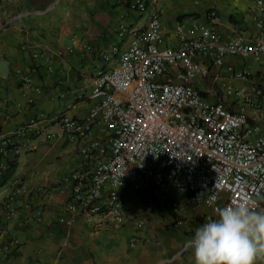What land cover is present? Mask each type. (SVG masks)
Returning <instances> with one entry per match:
<instances>
[{
  "label": "crops",
  "instance_id": "0c3cea01",
  "mask_svg": "<svg viewBox=\"0 0 264 264\" xmlns=\"http://www.w3.org/2000/svg\"><path fill=\"white\" fill-rule=\"evenodd\" d=\"M133 1L0 0V136L12 135L22 147L13 174L0 186V264H195L187 241L217 218L209 208H194L169 184L171 200L181 207L174 213L145 185L122 191V224L85 214L59 222L62 215L70 217L64 212L70 195L66 178L92 165L81 154L82 142L60 135H14L33 121L50 131L61 115L85 119L96 104L89 96L95 71L116 63L114 57L104 62L103 55L115 46L127 47L130 30L144 29L152 11H160L163 45L178 46L177 22L185 28L206 23L209 11L215 12L214 28L223 40L264 35L255 0H149L144 12L133 9ZM199 60L208 75L191 83L210 102L238 111L243 105L237 91L252 95L254 86L259 89L260 109L244 105L243 111L247 123L264 132V52L226 56L222 66ZM231 67L250 75L236 78ZM107 133L104 123L97 124L95 137L103 141ZM257 210H264V194Z\"/></svg>",
  "mask_w": 264,
  "mask_h": 264
},
{
  "label": "built area",
  "instance_id": "2783aa9c",
  "mask_svg": "<svg viewBox=\"0 0 264 264\" xmlns=\"http://www.w3.org/2000/svg\"><path fill=\"white\" fill-rule=\"evenodd\" d=\"M148 1L134 0L132 8L144 12ZM255 6L264 17V0H255ZM215 20V12L209 11L206 23L185 28L177 22L179 44L169 46L162 44L160 11H152L144 29L130 30L127 47L115 46L103 55L104 62L114 57L116 63L95 71L89 96L96 104L85 119L61 115L53 130L43 131L33 121L15 131V136L60 135L82 142L81 154L92 165L66 178L70 195L64 212L70 217L62 215L59 222L70 223L85 214L122 224L126 220L122 191H139L145 185L174 213L181 207L171 200L169 184L196 209L207 207L217 214L241 201L259 208L264 194V132L249 125L243 111L244 105L260 109L259 89L254 86L252 95L237 91L243 106L234 111L208 101L191 82L208 75L199 58L222 66L226 56H258L264 52V35L252 41L242 35L223 40L214 28ZM229 72L242 80L250 75L232 67ZM19 78L30 82L25 75ZM3 107L0 94V110ZM100 123L108 129L103 141L94 136ZM21 151L12 135L0 136V175ZM138 226L142 228L144 220Z\"/></svg>",
  "mask_w": 264,
  "mask_h": 264
},
{
  "label": "clouds",
  "instance_id": "9594fccd",
  "mask_svg": "<svg viewBox=\"0 0 264 264\" xmlns=\"http://www.w3.org/2000/svg\"><path fill=\"white\" fill-rule=\"evenodd\" d=\"M254 202L229 204L203 223L187 244L195 264H256L264 260V210Z\"/></svg>",
  "mask_w": 264,
  "mask_h": 264
},
{
  "label": "trees",
  "instance_id": "16d2710c",
  "mask_svg": "<svg viewBox=\"0 0 264 264\" xmlns=\"http://www.w3.org/2000/svg\"><path fill=\"white\" fill-rule=\"evenodd\" d=\"M16 168V162L12 161L7 169L0 175V186L8 181Z\"/></svg>",
  "mask_w": 264,
  "mask_h": 264
}]
</instances>
